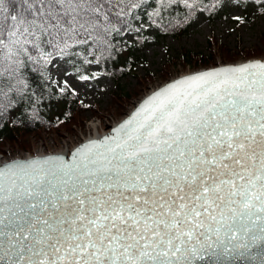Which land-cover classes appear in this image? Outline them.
I'll use <instances>...</instances> for the list:
<instances>
[{
  "label": "snow or ice",
  "instance_id": "snow-or-ice-1",
  "mask_svg": "<svg viewBox=\"0 0 264 264\" xmlns=\"http://www.w3.org/2000/svg\"><path fill=\"white\" fill-rule=\"evenodd\" d=\"M25 3L26 14L0 18V124L15 123L34 96L30 65L55 69L78 48L91 56L83 63L99 65L119 51L115 37L140 31L141 15L156 26L168 12L180 14L176 25L222 9L264 16V0ZM59 91L74 92L67 80ZM257 255L264 264V59L174 80L112 134L67 155L0 163V264H236Z\"/></svg>",
  "mask_w": 264,
  "mask_h": 264
},
{
  "label": "rangeland",
  "instance_id": "rangeland-1",
  "mask_svg": "<svg viewBox=\"0 0 264 264\" xmlns=\"http://www.w3.org/2000/svg\"><path fill=\"white\" fill-rule=\"evenodd\" d=\"M233 15H242L245 23L234 21L231 18ZM245 16L248 18L245 19ZM145 30L150 37L143 44L139 43L135 31L122 36L135 45V53L143 59L119 80L103 72L101 64L83 63L84 56L57 57L56 68L48 66L49 70L44 73L48 83L59 89L63 81L67 80L74 90L70 92L95 107L96 111H84L81 114L83 121L73 123L70 129L61 127L30 134L27 147L9 142L0 144V161L38 152L71 150L95 133V130H109L150 90L180 75L218 65L264 59V16L252 9L243 12L222 9L212 18L204 12H198L189 30L183 35L157 37L154 26ZM187 51L211 55V61L206 64L198 61L194 65L193 61L185 60ZM97 73L104 74L89 81L78 78L80 75L92 76ZM113 93H117V98ZM94 121L97 122L96 127L92 124Z\"/></svg>",
  "mask_w": 264,
  "mask_h": 264
},
{
  "label": "trees",
  "instance_id": "trees-1",
  "mask_svg": "<svg viewBox=\"0 0 264 264\" xmlns=\"http://www.w3.org/2000/svg\"><path fill=\"white\" fill-rule=\"evenodd\" d=\"M3 8H6L7 12H4L2 10ZM25 8V0H3V5L0 6V18L8 14H26ZM217 12L204 13L212 18ZM197 14L198 12L194 18H189L188 23L176 25V20L179 19L180 14L168 12L158 21L159 26L152 24V21L149 20L147 15H141L139 20L133 22V27L138 26V28H142L139 32L135 33V36L139 43L143 44L150 37L146 32L147 30H145L149 24L155 27L157 37L167 34L183 35L189 30ZM247 18L245 16V19ZM141 25H145V27H140ZM115 40L118 41L117 47L119 51L114 53L112 58L103 60L101 67L103 72L119 80L132 71L136 63L141 61L143 57L135 53V45L129 43L124 37H115ZM77 56L91 58V56H88L86 49L83 48L74 49L73 54L69 55L71 58ZM210 58H212L211 55H205L203 53L194 54V52L187 51L185 60L193 61L195 65L198 61L206 64L211 61ZM44 73L45 71L43 69L31 65L25 70L26 79L31 86L34 96L21 102L24 111L18 118H15V123L12 122L13 118H9L0 124V144L9 142L27 147L30 134H35L42 130L50 131L54 128L61 127L70 129L73 123L83 121L81 114L84 111L87 109L96 111V108L93 106L84 107V105L88 104L85 102L82 104L81 100L71 92L60 93L59 89L48 83ZM112 95L117 98V93H113ZM126 96L129 97L127 94ZM33 102H35V112H33Z\"/></svg>",
  "mask_w": 264,
  "mask_h": 264
},
{
  "label": "water",
  "instance_id": "water-1",
  "mask_svg": "<svg viewBox=\"0 0 264 264\" xmlns=\"http://www.w3.org/2000/svg\"><path fill=\"white\" fill-rule=\"evenodd\" d=\"M250 60H256V59H250ZM249 61V60H247ZM245 61V62H247ZM245 62H240V63H236V64H241V63H245ZM219 66V65H218ZM215 67V66H214ZM209 68H212V67H209ZM209 68H204V69H201V70H198V71H194V72H191V73H188V74H184V75H180L176 78H173L165 83H163L162 85L156 87L155 89L151 90L149 93H147L146 95H144L136 104L135 106L128 112V114H126L120 121H118V123L114 124L113 126H111L110 130L105 134V135H109V134H112V130L117 127L121 122H123L124 120L128 119L129 116H131V114L136 110V108L139 106L140 103H142L148 96L152 95L153 92L157 91L159 88L161 87H164L165 85H167L168 83H171L172 81L174 80H178L184 76H187V75H191V74H194V73H197V72H201V71H205ZM103 135V136H105ZM96 139V138H94ZM90 140V139H88ZM88 140H84L82 142H80L78 145H76L71 151H73L76 147H78L79 145H81L82 143H85L87 142ZM70 151V152H71ZM48 155H67L65 153H52V154H47V155H44V156H48ZM39 155H35V156H29V157H17V158H14V159H11V160H17V159H27V158H32V157H37ZM44 156H39V157H44ZM11 160H7V161H3V162H0V163H6L8 161H11ZM256 251L258 252L259 249H256ZM259 260H260V257L257 255V256H253L251 258H247V259H244V260H240V261H237L236 264H259ZM197 264H205L204 261H198Z\"/></svg>",
  "mask_w": 264,
  "mask_h": 264
},
{
  "label": "bare ground",
  "instance_id": "bare-ground-1",
  "mask_svg": "<svg viewBox=\"0 0 264 264\" xmlns=\"http://www.w3.org/2000/svg\"><path fill=\"white\" fill-rule=\"evenodd\" d=\"M153 89H155V88H153ZM152 89V90H153ZM151 91V90H150ZM149 91V92H150ZM148 92V93H149ZM128 114V113H127ZM120 121V120H119ZM116 123H118V122H114V124H116ZM92 124H93V126H95L96 127V125H97V122L96 121H94V122H92ZM114 124H112V126L114 125ZM110 130V129H109ZM109 130H105V131H103V132H101V131H99L98 129L97 130H95V133H93V134H91V135H89L87 138H85L84 140H88V139H94V138H99V137H102L103 135H105ZM83 140V141H84ZM80 143V142H79ZM78 143V144H79ZM77 144V145H78ZM76 146V145H75ZM74 146V147H75ZM74 147H72L71 148V150L74 148ZM69 152H70V149H62V150H60V151H57V152H49V153H45V152H38V153H36V154H29V155H27V157H29V156H35V155H39V156H44V155H47V154H52V153H65V154H69ZM12 159H14V158H12ZM11 160V159H10ZM3 161H7V160H3ZM3 161H0V162H3Z\"/></svg>",
  "mask_w": 264,
  "mask_h": 264
}]
</instances>
